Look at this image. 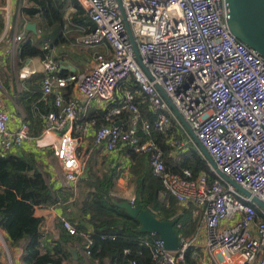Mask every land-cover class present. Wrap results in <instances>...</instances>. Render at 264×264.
Segmentation results:
<instances>
[{"label":"built area","instance_id":"1","mask_svg":"<svg viewBox=\"0 0 264 264\" xmlns=\"http://www.w3.org/2000/svg\"><path fill=\"white\" fill-rule=\"evenodd\" d=\"M77 1L95 25L94 31L80 41L86 46L103 47V52L90 60L89 71L60 76L56 48L48 43L42 47L46 52L42 60L46 74L42 91L44 97L57 94L54 103L59 109L46 116L44 134L55 131L61 135L53 146L57 159L54 168L61 186L74 188L83 176L86 163L79 157L78 148L92 132L96 146L106 154L131 147L148 155L166 191L179 205L194 206L201 214L207 234L206 250L214 264H264V212L252 198L220 178L210 164L218 178L208 173L193 178L189 170L181 174L167 171L160 148L153 142L142 144L137 136L141 112L136 98L144 95L157 113L154 124L143 123L146 132L154 127L168 135L176 124L183 140H176L173 133L171 147L184 151L196 143L165 94L221 172L264 202V57L231 33L226 0ZM23 37L24 34L15 36V47ZM36 74L29 60L18 79ZM70 86L73 97L66 102L62 90ZM118 92L121 104L109 113L108 120L128 110L132 113L130 129L122 124L98 129L82 124L89 107L103 108L115 100ZM11 123L12 116L0 96L3 153L34 141L27 122H21L16 129L11 128ZM42 211L56 214L64 229L71 236L77 235L75 226L56 208H36L35 215L40 217ZM178 237V251H167L159 237L152 245L147 243L155 264L185 263V253L195 247V236ZM5 246L0 235V248ZM89 247L90 242L85 249ZM201 264H205L204 260Z\"/></svg>","mask_w":264,"mask_h":264},{"label":"trees","instance_id":"2","mask_svg":"<svg viewBox=\"0 0 264 264\" xmlns=\"http://www.w3.org/2000/svg\"><path fill=\"white\" fill-rule=\"evenodd\" d=\"M28 22L37 24L38 33L26 31L27 35L17 44L19 71L27 61L45 58L42 47L46 43L56 48L59 66L66 63L76 68L75 73L70 70L59 72L63 77L87 73L88 62L84 61L103 52V47L86 46L80 41L94 31L95 25L77 0H25L20 8L19 30H25ZM4 28L1 18L0 35ZM45 76L37 74L26 79L21 82V90H15L17 103L26 115L25 122L29 124L30 136L34 140L41 138L47 129L46 116L59 111L54 103L56 93L44 97L42 82ZM132 91L138 90L133 88ZM62 92L66 102L73 97L71 86ZM120 93L103 108L89 107L83 114L82 124H92L98 129L102 125L122 122L125 129H130L132 113L128 110H122L120 115L108 120L109 113L121 104ZM136 99L141 112L137 136L142 144L153 142L160 148L167 171L181 174L189 170L193 178L203 173L218 178L211 172L196 143L184 151L171 147L169 141L173 133L176 140H183V134H177L181 129L176 124L168 135L154 127L146 132L143 123L154 124L157 113L151 110L144 95ZM94 142L95 136L91 137L86 151L78 152L86 167L74 188H55L46 172L43 157L41 162L36 152L19 155L0 151V230L5 233L4 239L13 261V250L19 249L21 264H155L149 245L158 235L139 233V222L114 203L115 200H127L119 195L120 180H125L128 189L132 190L134 205L150 210L162 221L178 219V235L193 238L197 234L201 214L194 213V206L179 205L166 191L162 180L151 168L147 154L123 147L103 155V148ZM36 208L60 210L62 217L75 226L77 235L71 236L60 219L53 221L49 228L46 216L35 215ZM261 220H264L262 215ZM89 242L90 247L86 250ZM194 254L199 257L196 259ZM3 256L4 249L0 248V264H5ZM201 257L200 250L191 247L185 253L184 264H201Z\"/></svg>","mask_w":264,"mask_h":264},{"label":"crops","instance_id":"3","mask_svg":"<svg viewBox=\"0 0 264 264\" xmlns=\"http://www.w3.org/2000/svg\"><path fill=\"white\" fill-rule=\"evenodd\" d=\"M23 4H25V0H0V19L2 18L5 24L4 31L0 35V84H2V81L4 80L2 78H5V81L7 82L5 85L6 90H7V93H6L7 97L5 96L3 100L5 102L7 111H9V113L12 116V123L10 125L12 129H16L19 126V124L25 121L26 119V115L23 109L18 104L13 103V101L11 100L12 98L11 95L16 96L15 90H21V87L19 89L16 88V86L14 85V81L12 80V78L9 77L10 59L11 57L14 56V52L16 53V49L14 50L15 45L13 42H14L15 36L19 34H24V37H25L27 35L26 31L28 30L26 29V27L28 24H36L34 22H28L25 26V30H19L18 18H19L20 8ZM37 30H38V26H37ZM62 64L67 65L66 63H62ZM68 65H71V64H68ZM30 67L32 69H35L37 71V74H45L43 61L41 59L30 60ZM21 81H24V80H21ZM117 124H122V122H118ZM91 133L92 132L87 133L84 141L79 145L80 146L78 149L79 154L81 150L86 151L88 149V145L90 144L91 137L94 138L95 136L94 133L93 134ZM60 137L61 135L59 134V132L51 131L48 134H44L41 138L37 140L26 143L22 149L14 150L11 153L19 154V155H22L24 152L38 153V156L40 157L41 162H42V157L44 159L45 169L49 175L50 181L55 186V188H59L61 186V183H60V177L58 175V172L54 168V163L57 161V159L55 156L53 146L57 144V142L60 140ZM47 149H49L50 151L47 152V156H43L44 153L42 150H47ZM102 154L106 155L105 152H103ZM124 182L126 183L125 180L123 181L120 180L118 183L119 195L121 193L123 194L130 193V190L126 187L127 184L126 185L123 184ZM120 183L123 186H121V189L119 190ZM129 198H131V196ZM58 212L62 215L60 210H58ZM41 216L47 217L49 228L52 226L53 221H55L56 219H59L56 217V214H54L53 212H48V211H42ZM0 235L1 236L3 235V237H5V233L1 230H0ZM194 240H195L194 246L197 249H199L202 254V257H201L202 262L204 260L205 264H214L211 255H209V253L206 250V244H207L206 228L201 223L199 225L197 234L194 237ZM5 249L6 248H4V250ZM4 252L8 260L9 258L6 253V250ZM13 254L15 258V261L13 262L15 264H21L20 262L21 251L19 249H14ZM2 261L3 262L5 261V256H3Z\"/></svg>","mask_w":264,"mask_h":264},{"label":"water","instance_id":"4","mask_svg":"<svg viewBox=\"0 0 264 264\" xmlns=\"http://www.w3.org/2000/svg\"><path fill=\"white\" fill-rule=\"evenodd\" d=\"M226 2L229 10L227 24L231 33L239 41L256 50L260 55L264 57V0H226ZM26 29L35 34L38 33L36 24H28ZM136 54L138 61L140 62V64H142L137 48ZM62 70H70L72 73L76 72V68L72 65L62 64L60 66V72ZM164 97L170 103L171 107L173 108L183 125L190 132L201 153L206 158L208 163L214 168L216 174L225 182L235 187L236 190L241 192L246 197H251L257 207L262 212H264V202L258 197L252 196V194L248 190L242 188L240 185L232 181L229 177L221 172V170L215 164L210 153L201 144L193 130L185 122V120L174 107L169 98L165 94ZM114 203L117 207L124 209L127 215L139 222V233L158 235L160 240L164 243V248L167 251L179 250L180 242L176 231L178 219H175L173 221H162L158 219L150 210H144L140 208V206L134 205L129 200H125L123 202H118L115 200ZM5 250L8 258L10 259V264H13L8 245H6ZM74 255L77 258V254L75 253Z\"/></svg>","mask_w":264,"mask_h":264},{"label":"rangeland","instance_id":"5","mask_svg":"<svg viewBox=\"0 0 264 264\" xmlns=\"http://www.w3.org/2000/svg\"><path fill=\"white\" fill-rule=\"evenodd\" d=\"M15 49H16V47H15ZM16 53L14 52V56L13 57H11V59H10V67H9V77L10 78H12V80L14 81V85L16 86V88L17 89H19L21 86H22V81L21 80H19L18 79V74H19V70H18V67H17V59H16ZM90 60H91V58L90 59H88V61H84V63H86V62H88V63H86L87 65H86V68H85V71H89V67H88V65H89V62H90ZM5 81V80H4ZM0 93H1V97L2 98H5V96H6V93H7V90H6V86L4 85V82L2 81V84H0ZM12 96V98H11V100L13 101V103H15V104H18L17 103V100H16V96H13V95H11ZM7 97V96H6ZM21 110V109H20ZM51 147V146H50ZM47 148H49V147H47ZM43 151V156H47V152L48 151H50L49 149H47V150H42ZM123 181V180H122ZM124 185H126L127 183H123ZM120 186H119V190L121 189V186H123L121 183L119 184ZM126 187H127V185H126ZM128 188V187H127ZM130 190V193L128 194H123V193H121L120 194V196H122V197H124V198H126V199H128L129 201H131L132 199H133V197H132V190L131 189H129ZM131 196V198H129ZM194 213H196L197 214V212L195 211ZM195 214V216H197ZM201 223V222H200ZM204 230V229H203ZM3 236V235H2ZM6 245H7V243H6ZM4 248H6V246L4 247ZM5 251V250H4ZM12 260H13V258H12ZM9 261V262H8ZM5 264H10V259H8L7 260V257H6V254H5ZM13 264H15L14 262H12Z\"/></svg>","mask_w":264,"mask_h":264}]
</instances>
